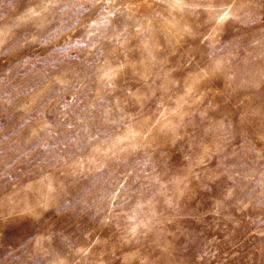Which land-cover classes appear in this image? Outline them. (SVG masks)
Listing matches in <instances>:
<instances>
[{
	"label": "rangeland",
	"instance_id": "374dc122",
	"mask_svg": "<svg viewBox=\"0 0 264 264\" xmlns=\"http://www.w3.org/2000/svg\"><path fill=\"white\" fill-rule=\"evenodd\" d=\"M0 264H264V0H0Z\"/></svg>",
	"mask_w": 264,
	"mask_h": 264
}]
</instances>
